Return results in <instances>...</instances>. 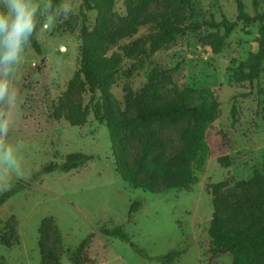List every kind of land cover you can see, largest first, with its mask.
Listing matches in <instances>:
<instances>
[{
  "label": "rangeland",
  "instance_id": "rangeland-1",
  "mask_svg": "<svg viewBox=\"0 0 264 264\" xmlns=\"http://www.w3.org/2000/svg\"><path fill=\"white\" fill-rule=\"evenodd\" d=\"M195 1L205 19L236 21L220 53L208 43L223 29L201 27L178 35L147 58L139 55L153 29L150 20L173 22L185 15L180 0H132L136 15L130 26L124 23L125 0L107 12L108 30L115 34L109 54L118 55L116 76L107 84L115 117L133 118L136 96L144 109H190L153 120L150 130L131 122L119 125L128 164L149 190L118 175L109 132L92 113L85 124H73L90 96L66 90L79 70L81 0H70L73 13L51 30L42 28L44 15L38 14L41 54L26 46L9 78L15 100L9 106L0 101V121H8L0 143L11 146L17 160L16 167L0 163V176L5 169L10 173L0 193L19 180L27 183L0 204L2 264H72L73 250L86 237L87 264H230L228 254L211 257L213 200L227 234L264 224V94L257 92L258 86L264 89V73L252 83L233 79L239 63L257 49L260 25L237 21L234 0ZM242 1L250 15L264 10V0ZM34 2L41 13L47 11L48 0ZM95 16L88 12L86 25L92 26ZM211 102L216 106L202 118V147L197 148L192 141L197 108ZM71 152L95 158L68 172L42 173L46 163H60ZM134 200L142 205L130 213ZM103 226L121 227L131 241L104 236ZM177 249L182 252L178 258L162 262V255ZM252 264H264V254Z\"/></svg>",
  "mask_w": 264,
  "mask_h": 264
},
{
  "label": "trees",
  "instance_id": "trees-1",
  "mask_svg": "<svg viewBox=\"0 0 264 264\" xmlns=\"http://www.w3.org/2000/svg\"><path fill=\"white\" fill-rule=\"evenodd\" d=\"M117 0H81L80 15L83 18V25L80 32L79 51V70L68 82L67 92L77 90L79 92H89L88 103L84 105L77 118L73 121L75 125H83L87 121V116L92 113L94 119L103 124L108 132L111 141L112 155L114 158L116 172L127 183L134 187H140L149 190L150 188L139 180L124 155L123 147L118 136V127L123 122H131L142 128L143 131L150 130V124L153 120L167 117H176L187 111L189 108L183 106L168 105L162 108L144 109L140 96L134 99L135 116L131 119L126 115L123 118H116L109 103V91L107 84L116 76V65L118 64V55L109 54V51L115 45V34L108 30V9L112 7ZM184 10V16L180 20L173 22H160L158 19L150 20L152 32L150 33L147 45L139 50V55L147 58L160 49L164 44L174 39L178 35L189 32H197L201 27L210 29H223L222 35L216 36L208 44L213 53H220L225 40L236 27V21L223 19L215 21L205 19L201 6L195 0H180ZM236 5V20L245 25L257 21L259 23L257 49L251 53L248 58L239 63V69L233 71V79L236 82L249 81L252 83L264 73V10L258 14L250 15L245 10L242 0H234ZM53 7L60 3V0H51ZM95 11L96 16L92 26L85 23L87 13ZM136 15V8L132 6V0H125L124 3V23L132 25ZM36 54H41V47L36 33L29 44ZM66 92V93H67ZM258 94H264V89L258 86ZM216 106V102L200 105L197 109L199 114L195 121V127L192 131V141L197 148L202 147L201 130L203 127L202 118L208 115ZM58 115V114H56ZM95 158L92 154L83 152L68 153L60 163L50 161L42 167V173H51L53 171L68 172L85 165ZM26 182L19 180L14 185L0 193V204H3L16 193L22 191ZM142 205V201L134 200L130 205V213L137 211ZM214 211L210 221L208 234L211 238V257H217L222 254H228L231 258L230 264H252L253 259L264 254V224L259 226H244L237 229L232 234H227L220 227L218 217L219 204L216 199L213 200ZM100 233L104 236H118L122 240L131 241L130 236L122 230L121 227L107 229L104 226L100 228ZM90 243V237L84 238L73 250L72 264H87L91 260L88 258L86 249ZM40 252L43 255L42 241L38 243ZM133 249L143 257H148L145 250L138 245L132 244ZM182 254L181 250H170L160 257L163 263L172 262ZM43 259L41 260L42 263ZM0 264L2 262L0 261Z\"/></svg>",
  "mask_w": 264,
  "mask_h": 264
},
{
  "label": "clouds",
  "instance_id": "clouds-1",
  "mask_svg": "<svg viewBox=\"0 0 264 264\" xmlns=\"http://www.w3.org/2000/svg\"><path fill=\"white\" fill-rule=\"evenodd\" d=\"M3 10H0V101L6 106L15 100V92L10 90V76L21 63L25 48L31 43L34 33L37 31V16L44 15L42 28L51 30L57 24L67 19L73 13L70 0L53 7L51 0L44 5L47 10L40 11V5L34 0H0ZM8 133V121H0V135L6 137ZM7 162L16 167L17 160L13 148L0 143V163ZM9 171L4 170L0 176V185L7 187L6 178Z\"/></svg>",
  "mask_w": 264,
  "mask_h": 264
}]
</instances>
